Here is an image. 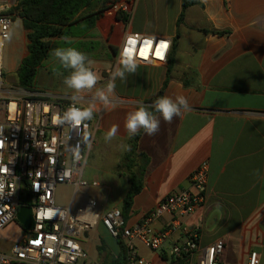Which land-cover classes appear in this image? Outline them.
<instances>
[{"label": "crops", "instance_id": "crops-1", "mask_svg": "<svg viewBox=\"0 0 264 264\" xmlns=\"http://www.w3.org/2000/svg\"><path fill=\"white\" fill-rule=\"evenodd\" d=\"M120 2L130 6L128 24L117 20L112 9L105 11L87 33L97 35L105 48L89 59L107 58L103 64L114 71L118 48L132 32L172 39L174 63L170 71L168 64L138 63L136 73L126 74V81L116 80L107 108L96 103L94 115L102 133L99 146L109 157L95 161L92 155L98 143L91 145L83 177L99 181L100 187L88 188L91 192L81 190L80 199L59 206L76 207L94 198L101 216L123 207L130 189L123 163L126 151L121 149L129 139L124 127L126 116L155 98L167 82L163 96L175 99L183 95L190 110H182L171 123L157 112L159 131L152 136L142 133L137 152L147 157L148 164L127 225L136 226L162 200L188 189L190 176L203 162L209 164L207 198L190 216H165L155 222L153 228L170 231L169 237L160 251L139 243V255L152 264H174V244L186 240V230H197L201 248L224 240L220 264H247L252 252L264 254V0H201L200 5L185 11L179 25L181 0ZM213 30L229 33L210 32ZM23 45H28L25 29ZM26 56L23 53L22 59ZM102 87L98 82L97 88ZM95 93L96 89L91 96ZM71 97L64 95L59 101L67 103ZM114 124L119 125L117 136L105 142L104 136ZM140 164L141 159L136 171ZM81 245L88 253L82 264H106L121 252L101 221L85 234Z\"/></svg>", "mask_w": 264, "mask_h": 264}, {"label": "built area", "instance_id": "built-area-1", "mask_svg": "<svg viewBox=\"0 0 264 264\" xmlns=\"http://www.w3.org/2000/svg\"><path fill=\"white\" fill-rule=\"evenodd\" d=\"M14 1L16 0H0V184L4 185L0 194V235L10 224L17 223L21 207L32 208L34 226L25 231L24 236L12 245L9 252L0 250V264L85 262L88 253L82 247L81 240L99 221L114 239L120 240L125 246V264H152L139 255L138 244L141 243L152 251H160L170 231H156L153 224L165 216H190L206 203L208 162L201 163L190 176L188 189L162 200L134 227L127 225L121 209H111L101 216L98 202L94 198H89L76 207L59 206L56 193L60 186H71L78 192L100 187L99 181H89L83 177L89 149L83 136L90 132V121L85 122L87 128L84 125H58L53 122L54 118L63 115L73 101L66 103L48 100L43 94L13 97L5 93L2 88L1 62L12 23L7 10L14 6ZM119 7L121 12L129 16V4H121ZM130 34L139 33L131 32L125 36L118 48L117 59ZM160 42L168 45L163 60L155 56ZM172 48V39L155 37L149 61L139 60L138 63L165 66ZM93 90L84 93L83 102H99L94 101V96H91ZM91 141L92 145V138ZM77 145L82 157L79 161L73 156ZM49 209L53 211L50 217L45 214ZM186 236L185 241L176 242L172 247L174 264H220L219 257L225 248L224 240L218 239L201 248L198 245L197 230H186ZM253 254L256 264H264V254L261 256L257 252L249 255L247 264H252Z\"/></svg>", "mask_w": 264, "mask_h": 264}, {"label": "trees", "instance_id": "trees-1", "mask_svg": "<svg viewBox=\"0 0 264 264\" xmlns=\"http://www.w3.org/2000/svg\"><path fill=\"white\" fill-rule=\"evenodd\" d=\"M119 0H20L15 5L18 17L22 20L23 28L27 32V51L28 55L22 59L18 70V88L26 92H35L36 77L42 63L47 60L54 49L64 45L67 47L81 49L89 58L97 57L98 47L94 42L77 41L63 42L69 37L86 38L85 34L95 28L96 20L102 14L111 9ZM182 11L177 24L183 22L185 11L192 6L200 5L201 0H181ZM117 20L128 24L129 16L124 12H118ZM205 32H209L204 30ZM215 34H228V31H210ZM59 41V42H58ZM176 41V40H175ZM175 44L173 42V48ZM173 55L168 61V70L173 66ZM167 82L163 85L157 96L145 102V106L156 115L153 107L154 101L163 96ZM150 105V106H148ZM95 117V115H94ZM144 131L138 135L129 137L127 143L131 146L130 151H126L123 163L128 171V181L130 184L129 192L123 201L121 208L125 222L128 221L132 210L134 198L142 190L143 175L148 164L147 157L138 153V141ZM141 159L139 170H135L136 165ZM121 252L117 258L109 259L106 264H125L126 248L120 240Z\"/></svg>", "mask_w": 264, "mask_h": 264}, {"label": "clouds", "instance_id": "clouds-1", "mask_svg": "<svg viewBox=\"0 0 264 264\" xmlns=\"http://www.w3.org/2000/svg\"><path fill=\"white\" fill-rule=\"evenodd\" d=\"M154 42V36L128 35L117 59L116 67L111 73L109 81L102 88H97L99 77L89 66L93 61L89 59L86 53L72 47L54 49L52 54L59 60L60 64L65 69L71 70L69 75L64 77L63 84L72 91L73 103L64 111L63 115L56 116L53 122L58 125L68 124L72 127L84 125L87 128L85 122L94 118L97 111L96 103L92 102L90 106L80 107L76 101L83 100L85 92L96 89L94 101L98 100L107 108L111 103L110 97L116 88V80L119 78L121 81H126V74L136 73L139 60L149 61ZM165 44L160 42L155 50V56L160 60L165 58L164 52L168 47L166 44L167 47L165 48ZM161 52L163 53L162 56L158 54ZM153 107L155 112L160 113L163 120L168 123H171L173 117L180 116L182 110H190L188 99L183 95H178L175 99L170 96H159L154 101ZM124 127L130 138L138 135L141 130L148 136H152L159 131L160 120L141 103L134 111L127 114ZM118 131L119 125H112L104 136L105 142H111L117 136ZM91 136L92 133L90 132H86V135L83 136L84 143L88 147L91 146ZM121 149L122 151H130L131 146L122 144ZM73 156L77 161L82 159L79 145L76 146ZM255 174H259V170H256ZM3 187L4 185L0 184V194L3 192ZM45 214L50 217L53 211L51 209L46 210ZM252 264H256L255 254H253Z\"/></svg>", "mask_w": 264, "mask_h": 264}, {"label": "rangeland", "instance_id": "rangeland-1", "mask_svg": "<svg viewBox=\"0 0 264 264\" xmlns=\"http://www.w3.org/2000/svg\"><path fill=\"white\" fill-rule=\"evenodd\" d=\"M20 0L14 1V6L7 10L8 16L11 17V30L10 37L6 41L5 48L3 51V59L1 62V74L3 80L2 88L5 90V93L9 96L13 97H21V96H30L34 97L36 93L42 92L49 100H59L61 96L72 94V91L67 89L63 84V79L65 76L69 75L70 69H65L59 62V60L51 53L50 57L45 60L41 67L39 68V72L36 77L35 83V92L30 93L18 88V75L17 70L22 61L23 53H27V47L23 45V34L24 29L21 23V20L18 17V13L16 11L15 5L19 3ZM119 0L111 9L114 11V14H118L120 11V2ZM113 17H109L111 19ZM85 37H88L89 42H94L98 47L97 52L95 54L102 53V49L105 48L104 42L100 41L97 35L85 34ZM84 38V36L80 37ZM77 38L76 40H70L71 38L63 39V42H72L75 43L82 39ZM91 38V39H90ZM80 39V40H79ZM85 39V38H84ZM59 42V41H58ZM103 47V48H101ZM57 48H68L67 46L61 45ZM56 48V49H57ZM79 51L84 52L81 49ZM102 51V52H101ZM106 55V54H104ZM107 58H100L98 60H94L91 65V69L96 72L99 77V81L103 86L107 84L111 77V73L113 72V67L106 66L103 64ZM77 103L81 106H90L91 104L85 103L82 100H77ZM98 119L95 117L90 120V133H92L91 138H93V143H98L96 147V151L93 153V159L100 160L106 159L107 153L103 151V147L99 146V139L102 133L98 130ZM115 159V158H114ZM84 192H91L89 189H83ZM82 197L81 193H79L74 187H59L57 189L56 194V202L58 205H71L74 199H80ZM25 230L17 223L10 224L5 231L0 235V250L5 252H9L12 245L20 241V239L24 236ZM78 264H82L79 262Z\"/></svg>", "mask_w": 264, "mask_h": 264}, {"label": "water", "instance_id": "water-1", "mask_svg": "<svg viewBox=\"0 0 264 264\" xmlns=\"http://www.w3.org/2000/svg\"><path fill=\"white\" fill-rule=\"evenodd\" d=\"M17 223L25 230L28 231L34 226L33 210L31 207H21L17 214Z\"/></svg>", "mask_w": 264, "mask_h": 264}, {"label": "snow or ice", "instance_id": "snow-or-ice-1", "mask_svg": "<svg viewBox=\"0 0 264 264\" xmlns=\"http://www.w3.org/2000/svg\"><path fill=\"white\" fill-rule=\"evenodd\" d=\"M164 47L166 48V47H167V45L165 44V45H164ZM158 54H159V55H161V56L163 55V53H162V52H161V53H158Z\"/></svg>", "mask_w": 264, "mask_h": 264}]
</instances>
